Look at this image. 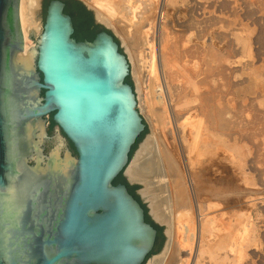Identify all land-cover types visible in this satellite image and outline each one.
I'll return each instance as SVG.
<instances>
[{
    "label": "water",
    "instance_id": "obj_1",
    "mask_svg": "<svg viewBox=\"0 0 264 264\" xmlns=\"http://www.w3.org/2000/svg\"><path fill=\"white\" fill-rule=\"evenodd\" d=\"M20 2L0 0V264H149L167 234L140 200L156 242L139 199L114 184L121 174L143 195L125 174L148 139L127 57L106 30L77 41L63 1L39 0L26 69Z\"/></svg>",
    "mask_w": 264,
    "mask_h": 264
},
{
    "label": "rangeland",
    "instance_id": "obj_2",
    "mask_svg": "<svg viewBox=\"0 0 264 264\" xmlns=\"http://www.w3.org/2000/svg\"><path fill=\"white\" fill-rule=\"evenodd\" d=\"M93 2L103 4L102 0ZM115 2L120 5L119 8L116 6L109 13L103 9L109 17L105 22L99 21L101 28L115 37L130 65L128 78L138 82V96H135L138 99L136 108L148 127V137L152 133L153 124L155 125V123L152 124L154 120L148 113L150 107L159 125L169 124L170 128L166 126L167 136L163 138L166 144L169 142L171 146L172 141L175 140L174 143L177 144L175 149L180 155L182 153L183 158L180 156L179 164L184 171L185 182H188L186 179L189 176V170L185 167L187 160L184 157V154H187V146L179 139L182 132H184V138H188L190 125L199 126L201 130L205 128L206 123L197 110L200 101L205 100L209 106L226 111L228 124L225 130L222 133H213L217 143L210 147L213 157L204 156V159L200 157V166L208 169L210 163V166L216 167L209 166L208 170L211 174L209 186L221 187L225 190L229 186V189L223 194L224 198L219 201L216 199L208 201L205 196L197 198L198 203L204 201L205 205L201 204L203 210L200 213L193 208L191 214L189 213L192 217L189 216V225L193 226L195 232L197 228L199 234L200 225H204L206 232L203 233L204 237L198 235L197 241L190 242L192 245L190 244L189 247L186 245L187 248H183L185 251L180 245L183 240L182 233H179L174 226L173 212L170 208L173 204L171 199L167 206L166 211L171 218V235L180 234L177 237L179 242L175 235L173 237L175 244L178 247L180 245L179 259L181 261L183 258L189 259L187 256L190 252L188 264L192 261L193 264H264V0H145L148 4L151 2L147 7L151 5L152 9L150 7L141 9V6H137L139 4L137 0H115ZM130 8L138 16L134 20L129 18L131 17ZM37 18L41 23V33L42 3L39 5ZM137 19L144 20L143 43L145 37L147 38V44L144 43L145 45L139 48L137 40L141 31L136 30ZM40 33L29 38L30 44L36 47V40ZM182 102H189V111L184 109L185 115L178 121L179 137L176 138L175 135L174 138L169 137L172 136L171 129L177 130L173 125L171 108ZM225 169H228V173ZM210 176L213 178L211 179ZM213 179L217 180L213 181ZM153 182L156 188L167 186L170 195L167 179L154 178ZM141 188L143 192L142 184ZM164 190L166 191V188ZM192 193L191 201L195 202V196ZM165 195H160V198H164ZM138 199L147 202L152 222H158L151 212L149 200L144 195H138ZM208 205H214L213 209H208ZM214 217L220 225H216L215 222L213 226L207 227L206 219H215ZM192 222L197 224L192 225ZM159 224L162 225L166 235L169 226ZM229 230L234 236L229 235ZM224 234L226 239H223ZM228 236L230 237L227 238ZM216 237L225 240L227 247L225 246L223 252L219 250L221 247ZM165 238L167 245L168 236ZM232 240L233 242L237 240L236 244ZM207 245L212 246L213 249H211L214 251L212 255L219 252V256L223 255L222 257L228 259L223 260L218 255L217 258L213 256V259L210 253L208 254L211 249ZM195 250L198 252L196 253ZM200 250H203L202 254L199 253ZM161 255L162 253L152 255L150 263ZM219 258L223 261L221 262ZM218 259L220 261L216 262L215 260Z\"/></svg>",
    "mask_w": 264,
    "mask_h": 264
},
{
    "label": "bare ground",
    "instance_id": "obj_3",
    "mask_svg": "<svg viewBox=\"0 0 264 264\" xmlns=\"http://www.w3.org/2000/svg\"><path fill=\"white\" fill-rule=\"evenodd\" d=\"M94 0H84L83 2L86 3V5L91 8L92 10L95 11V15L97 17V20L100 22H105L107 21V17H109V14L105 13L103 11V9H106L109 12L113 11V8L115 9V7L117 6L118 8L120 7L119 4H117L115 2V0H102L101 3H97V2H93ZM138 1V5L137 6H141V9H145V7H147L148 2L146 3L145 0H137ZM119 3V2H118ZM39 0H21L20 2V23H21V29L23 32V37H24V51L21 55V57L19 58V61L21 62V64H23V66L26 69H30L35 52H36V47L32 44H30L29 38L32 35H37L40 33V28H41V23L37 18V14L39 11ZM151 6V5H150ZM148 6V7H150ZM147 7V8H148ZM153 7V6H152ZM151 8V7H150ZM139 9V8H138ZM137 9V10H138ZM152 9V8H151ZM148 10V9H147ZM130 15L131 17H129L131 20H134L135 17H138L135 12L131 11L130 8ZM139 11V10H138ZM142 11V10H141ZM119 12V11H118ZM149 12V11H148ZM143 13V11H142ZM159 14V13H158ZM144 15V14H143ZM123 17V16H122ZM142 17V16H141ZM124 18V17H123ZM140 18V17H139ZM111 19V17H110ZM109 19V20H110ZM129 19V20H130ZM116 20V19H115ZM157 20V19H156ZM144 20L143 19H137L136 21V27H137V32L141 31L138 34V40H137V46L138 48L143 44H147V38L145 37V41L143 43V34L145 35V32L143 31L145 25H143L142 23ZM130 22V21H129ZM134 22V21H133ZM132 23V22H130ZM129 23V24H130ZM142 24V25H141ZM150 27V25H149ZM149 30V29H148ZM143 31V32H142ZM144 44V45H145ZM244 44V43H243ZM171 61V60H170ZM175 61H173L174 63ZM169 66V65H168ZM248 92V91H247ZM216 98V97H215ZM202 100V99H201ZM177 103V102H176ZM208 102H206L205 100L200 101L199 107H198V112L200 113V117L202 119H204L206 126L204 129H200L199 126H192L190 125V129H189V133H188V138H184V132H182L181 136H180V142L182 144H185L187 146V154H184V157L186 158V165L185 167H188L189 170V176L187 177V181L185 182L184 177H183V172L180 164H179V158L181 156V158H183L182 153L181 155L179 154V152L175 149L177 148L175 145H177L176 143H174V141H172V146L170 145V143L168 142L167 144H169V146H167L165 139L163 138L164 136L166 137L167 133L166 132V126L168 127L169 124H163V126L159 125L158 122L154 119V113L151 109V107L149 108L148 113L150 114L151 119H153L154 121L152 122L155 123V125L153 124V128H152V133L151 135L148 137L146 144L139 156L138 160H135L132 162L131 167L128 169V171L125 173L127 178L129 179V181L131 182H137L143 185L144 190H143V195L145 196L146 199L149 200L150 202V208H151V212L154 216V218L162 224L167 225L168 228V232H167V236H168V242L166 245V252L162 253V255L153 260L150 264H188L189 259H190V255L188 253V258L189 259H179L180 258V252H179V248L180 245L183 248H187L186 245L189 247L190 244L192 245L193 241H197L198 239V235H200V237H204V225L201 226L200 225V234L198 233V229L196 228V232L194 231L193 226L189 225V213L193 210V208H195V211L198 213L201 212L202 207L201 204L203 203H198V199L202 196H205L208 201H212L211 199H216V200H221L223 197V194L225 193V191H227L229 189H223V188H218V187H214V186H209V175L210 172L208 169L210 166V163L208 164V169L205 167L200 166L201 164V159L200 157L204 156H208V157H213L212 152L210 151V147L216 143L215 142V136H214V132L217 133H222L223 130H225L226 128V124H228V121L226 123V111L224 112L223 110H219L217 107L214 108L212 106H209V104H207ZM173 106V105H172ZM172 120H173V125L174 127L177 128V130L171 129L172 131H170V135L169 137H179V125H177L180 121V119L183 117V115H185V113L183 112L184 109H188L189 111V102H182L180 105L177 104L176 106L172 107ZM193 109V108H192ZM232 120V119H231ZM237 125V124H236ZM159 126V127H158ZM233 126V125H232ZM170 128V126H169ZM168 129V128H167ZM168 131V130H167ZM174 132V134H173ZM173 137V138H174ZM217 140H219L217 138ZM178 142V140H177ZM220 143V142H219ZM217 144V143H216ZM215 144V145H216ZM225 144V143H224ZM181 147V146H180ZM223 147V146H222ZM221 147V148H222ZM220 148V149H221ZM224 148V147H223ZM228 148V147H227ZM229 148H231L229 146ZM181 149V148H180ZM218 149V148H216ZM222 150V149H221ZM230 150V149H229ZM182 151V150H181ZM220 152V151H219ZM184 153V152H183ZM221 153V152H220ZM194 154V155H193ZM218 154V153H217ZM216 154V157H218ZM224 156V155H222ZM225 157V156H224ZM215 159V158H214ZM213 159V160H214ZM208 160V159H207ZM212 160V161H213ZM182 162V161H181ZM185 162V161H184ZM203 162V161H202ZM207 162V161H206ZM212 163V162H211ZM214 163V161H213ZM216 163H219L216 161ZM184 164V163H183ZM182 164V166H183ZM215 164V163H214ZM204 165V164H202ZM207 166V165H206ZM214 166V165H211ZM210 166V167H211ZM222 166V165H221ZM184 167V168H185ZM215 167V166H214ZM220 167V165H219ZM216 168V167H215ZM222 168V167H221ZM187 169V168H186ZM185 169V170H186ZM218 172L220 171L218 166H217ZM228 170V169H227ZM227 170L225 169V171L227 172ZM182 171V172H181ZM222 171V170H221ZM224 172V171H223ZM217 173V172H216ZM225 173V172H224ZM228 173V172H227ZM230 173V172H229ZM224 175V174H223ZM222 175V176H223ZM230 176V174H228ZM234 175V174H233ZM219 177V176H218ZM228 177V176H227ZM154 178H159V179H167L168 180V185L170 188V195L167 191V186H159V187H155L154 185ZM211 178V176H210ZM213 178V176H212ZM211 178V179H212ZM215 178H217V176H215ZM226 178V176H225ZM231 178V177H230ZM234 178V177H233ZM210 179V180H211ZM232 179V178H231ZM217 179H213V181H215ZM262 180V179H261ZM227 181V180H225ZM231 181V180H230ZM222 182V181H221ZM186 183H187V187H186ZM211 183V182H210ZM220 183V181H219ZM218 184V182H217ZM219 185V184H218ZM236 185V184H234ZM225 186V185H224ZM223 187V185H222ZM164 188H166V191L164 190ZM227 188V186H226ZM190 190L191 193L195 196V202L191 201V197H190ZM234 191V190H233ZM240 191V190H239ZM166 194L164 198H160V195ZM226 196V195H225ZM198 198V199H197ZM205 198V199H206ZM170 199L173 202L172 204V212H173V220H174V226L176 227V229L179 231V233H182L183 236V240L180 243L179 247L177 246V244H175L173 237L174 235H171V218L169 213L167 214V206H169L168 204L170 203ZM204 200V199H203ZM207 201V200H206ZM237 201V200H236ZM200 202V201H199ZM227 202V201H226ZM231 202V201H230ZM194 203V204H192ZM206 203V202H205ZM218 203V202H217ZM225 203V202H224ZM233 203V202H232ZM236 203V202H235ZM231 204V203H230ZM171 205V204H170ZM194 205V207L192 206ZM205 205V204H204ZM229 205V204H228ZM227 205V206H228ZM233 205V204H232ZM236 205V204H235ZM214 205L209 206L208 205V209L212 208ZM222 206V205H221ZM225 207V206H222ZM232 207V206H231ZM239 208V207H238ZM213 209V208H212ZM215 209V208H214ZM207 212V211H206ZM212 212V211H211ZM219 212V210H218ZM193 213V212H192ZM191 214V213H190ZM218 214V213H217ZM196 216V215H195ZM203 216V214H202ZM208 216V215H207ZM217 216V215H216ZM215 216V217H216ZM191 217V216H190ZM201 217V216H200ZM214 217V218H215ZM233 217V216H231ZM235 217V216H234ZM192 218V217H191ZM197 219V218H195ZM199 219V217H198ZM206 219V218H205ZM234 219V218H233ZM202 220V219H201ZM200 220V221H201ZM206 220H208V222L206 223L207 227L209 226H213V224L218 225L216 218L215 219H211L210 220L207 218ZM229 220V219H228ZM197 221V220H196ZM223 221V220H222ZM231 221V220H230ZM229 222V221H228ZM227 222V223H228ZM191 223V222H190ZM223 223V222H222ZM226 223V222H225ZM231 223V222H229ZM194 223L192 222V225ZM197 224V223H195ZM194 224V225H195ZM232 224V223H231ZM220 225V223H219ZM218 225V226H219ZM224 225V224H223ZM215 226V225H214ZM231 226V225H230ZM206 227V228H207ZM217 227V226H216ZM213 228V227H212ZM212 228H210L211 230H213ZM218 228V227H217ZM223 228V226H222ZM221 228V229H222ZM226 228V226H225ZM233 228V227H232ZM231 228V230H233ZM208 232V229H206ZM236 230V229H235ZM174 231V230H173ZM181 231V232H180ZM219 231V230H218ZM221 231V230H220ZM230 231V230H229ZM176 232V231H175ZM206 232V231H205ZM212 232V231H211ZM215 232V231H213ZM225 232V231H222ZM220 233V232H219ZM228 233V232H227ZM225 233V234H227ZM233 233V232H232ZM230 231V234H232ZM215 234V233H213ZM212 234V235H213ZM223 234V233H222ZM221 234V236H222ZM223 236V239L225 238V235ZM235 234V233H234ZM238 234V233H237ZM177 235V234H176ZM175 235V238L179 237ZM203 235V236H202ZM211 235V234H210ZM209 235V236H210ZM233 235V234H232ZM231 235V236H232ZM214 236V235H213ZM234 236V235H233ZM206 237V236H205ZM230 236H228L227 238H229ZM211 238V237H210ZM217 238V237H216ZM235 238V237H234ZM234 238H231L234 240ZM237 238V237H236ZM235 238V239H236ZM182 239V237H181ZM203 239V238H202ZM219 239V238H217ZM222 239V238H221ZM201 240V239H200ZM205 240V239H204ZM214 240V238H213ZM232 240V242H233ZM176 241V240H175ZM177 241L179 242L180 240ZM203 241V240H202ZM217 240H215L216 242ZM231 241V240H230ZM237 241V240H236ZM236 241L233 242L236 244ZM206 242V241H205ZM209 242V241H208ZM207 242V243H208ZM177 243V242H176ZM212 243V242H211ZM210 243V244H211ZM230 243V242H229ZM201 244V243H200ZM215 244V243H213ZM212 244V245H213ZM218 244V242H217ZM219 244L221 249H219L220 251L225 249V240H220L219 239ZM199 245V244H198ZM185 246V247H184ZM209 246V245H207ZM232 246V245H230ZM234 246V245H233ZM178 247V248H177ZM210 247V246H209ZM217 247V246H216ZM227 247V246H226ZM194 248V247H193ZM199 248V247H198ZM201 248V247H200ZM212 248V246L210 247V249ZM219 248V247H217ZM232 248V247H231ZM230 248V249H231ZM238 248V247H237ZM236 248V249H237ZM209 249V248H208ZM213 249V248H212ZM211 249V250H212ZM236 249H234L236 251ZM181 250V249H180ZM184 250V249H183ZM209 250L208 254L212 256H216V258L219 256L218 253H216L215 255H212V253L214 252L213 250L211 251ZM214 250L216 251V248L214 246ZM218 250V249H217ZM185 251V250H184ZM193 251V250H192ZM196 251V250H195ZM211 251V252H210ZM233 251V250H232ZM234 251V252H235ZM198 251H196L197 253ZM203 250L199 251V253L202 254ZM223 252V251H222ZM226 252V251H224ZM233 252V253H234ZM187 253V252H186ZM198 253V254H199ZM232 253V252H231ZM191 254V253H190ZM195 254V253H193ZM192 254V255H193ZM214 254V253H213ZM224 254V253H223ZM228 254V253H227ZM200 255V254H199ZM218 255V256H217ZM195 256V255H194ZM197 256V255H196ZM221 256V255H220ZM219 256V257H220ZM223 256V255H222ZM221 256V257H222ZM224 256H226L224 254ZM199 257V256H198ZM220 257V258H221ZM230 257V255H229ZM233 257V256H232ZM211 258V257H210ZM219 258V259H220ZM223 260L224 259H228V258H224L222 257ZM198 259V258H197ZM202 259V258H201ZM214 259V258H213ZM215 260L216 262L223 261L222 259L220 260ZM231 259V258H230ZM194 260V258L192 259ZM180 262V263H179ZM197 263V261H195ZM200 262V260H199ZM191 264H193V261L191 262ZM222 264V263H219Z\"/></svg>",
    "mask_w": 264,
    "mask_h": 264
},
{
    "label": "trees",
    "instance_id": "obj_4",
    "mask_svg": "<svg viewBox=\"0 0 264 264\" xmlns=\"http://www.w3.org/2000/svg\"><path fill=\"white\" fill-rule=\"evenodd\" d=\"M51 0H47V4ZM65 4V13L69 15L73 21L74 25V34L73 37L77 41H93L95 36L103 31L101 26L96 25L94 23L93 15L89 12L80 2L76 0H61ZM126 82L130 85L129 79H126ZM134 149V147H133ZM132 149V152H133ZM132 155V153H131ZM122 183L127 186L129 192L138 200L135 195V186H129L126 180L122 177V175H118V177L114 180V184ZM147 222L151 223L158 231L157 240L161 236V229L154 225L149 218L146 216ZM155 248V247H154Z\"/></svg>",
    "mask_w": 264,
    "mask_h": 264
},
{
    "label": "flooded vegetation",
    "instance_id": "obj_5",
    "mask_svg": "<svg viewBox=\"0 0 264 264\" xmlns=\"http://www.w3.org/2000/svg\"><path fill=\"white\" fill-rule=\"evenodd\" d=\"M74 26V25H73ZM52 127H54L55 128V125L52 123V121L49 123V125H48V133H49V135L50 136H52V132H51V130H52ZM55 133V132H54ZM68 147H69V149L72 151V153H73V155H75V152H74V150H73V147H72V145L70 144V143H68ZM139 202H140V204L142 205V207L144 208V210H145V218H146V216L148 217V213H147V210H146V208L144 207V205H143V203L140 201V200H138ZM147 221V220H146ZM156 229V228H155ZM157 230V229H156ZM157 236H158V231H157ZM156 242H157V238H156ZM156 244V243H155Z\"/></svg>",
    "mask_w": 264,
    "mask_h": 264
}]
</instances>
